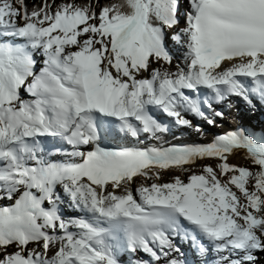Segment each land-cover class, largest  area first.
Listing matches in <instances>:
<instances>
[{"label":"snow or ice","instance_id":"1","mask_svg":"<svg viewBox=\"0 0 264 264\" xmlns=\"http://www.w3.org/2000/svg\"><path fill=\"white\" fill-rule=\"evenodd\" d=\"M188 3L173 70L179 0H0V199L13 200L0 205V264H122L123 252L187 264L176 240L213 264H256L264 139L151 141L172 124L201 132L189 114L215 126L231 97L264 103V0ZM117 129L137 145L102 146ZM237 151L249 166L228 162ZM204 159L218 163L187 167Z\"/></svg>","mask_w":264,"mask_h":264},{"label":"rangeland","instance_id":"2","mask_svg":"<svg viewBox=\"0 0 264 264\" xmlns=\"http://www.w3.org/2000/svg\"><path fill=\"white\" fill-rule=\"evenodd\" d=\"M187 9H189L188 0H179V10H178L179 24H178L177 28L169 30V38L167 40V44H168V47L171 50V53L173 55V62L171 65L173 70L175 69V64L179 61H182V50L174 45V43L172 42L170 37H171V33L173 31H178L180 28H183L185 26V13L188 11ZM177 53H178V55H177ZM155 66L157 67L158 65L154 64L153 67H155ZM146 74H147V72L143 73L142 75L146 76ZM236 99H239V98H236ZM236 99L234 98L233 100H231L230 104L235 105V107L231 106L233 109L231 111L229 110L234 115L236 120H238V119L246 120L248 122V124H251L250 121H252L254 123H259V125L261 123H264V109L262 110L260 108L252 107L253 110L255 109L254 111H252L251 106L249 108V105H247L246 103L243 104V106H241L240 102H237ZM240 101H242V100H240ZM230 104H229V106H230ZM226 106L228 107V104H226ZM227 110L228 109L226 108V111ZM224 111H225V109H224ZM245 111L249 113V114H247V117L244 116ZM217 119H218L217 121H219L221 118H217ZM222 119L226 123H229V119H227V117L225 115L223 116ZM205 124L207 125V123L204 121V125ZM200 125H202V124H200ZM189 130H192V129H187L188 132H189ZM214 130H215V128H214ZM207 131L211 132L212 130H211V128H209V129H207ZM197 140H198V143L202 142L201 138L196 139V141ZM231 159H235V160H231ZM229 160L231 161V162L228 161L229 163L236 164L239 166H249L250 165V161L245 159L243 154H234L229 158ZM217 163H218V161L215 159H204V160H198L195 165L187 166V167H190L192 171L199 174V172L202 168V165H204V164L215 165ZM171 173H172V175L179 174L176 170H173V172H171ZM166 174L167 173H165L162 181H165L166 179H168V181H169L171 179L172 175L167 176ZM188 174H190V173H188ZM186 176H187V174L182 176V179H185V181H186ZM138 181L142 182V179H137L135 184H134V187H137ZM139 184L140 183H138V185ZM12 202H13V200H9L6 198L0 199V205H8V204H11ZM66 207H68V206H66ZM186 254H188V253L186 252ZM187 257L188 258H194L195 262L205 263V262H213L214 254H209L208 256H201L198 253H194V254L188 255ZM182 258L186 260L187 264L191 263L190 260L187 259L186 257L183 256ZM161 264H163V261L161 262Z\"/></svg>","mask_w":264,"mask_h":264},{"label":"trees","instance_id":"3","mask_svg":"<svg viewBox=\"0 0 264 264\" xmlns=\"http://www.w3.org/2000/svg\"><path fill=\"white\" fill-rule=\"evenodd\" d=\"M51 2V0H49ZM56 2H60V0H56ZM101 3L105 2V0H100ZM42 3V0H26V4L29 8V10L32 9L33 6H38L39 4ZM258 260L256 264H264V252H258L256 253Z\"/></svg>","mask_w":264,"mask_h":264},{"label":"bare ground","instance_id":"4","mask_svg":"<svg viewBox=\"0 0 264 264\" xmlns=\"http://www.w3.org/2000/svg\"><path fill=\"white\" fill-rule=\"evenodd\" d=\"M187 10H188V9H187ZM177 55H178V53H177ZM176 57H177V56H176ZM231 100H232V99H230V101H231ZM232 109H233V108L231 107V110H232ZM238 120H240V119H238ZM206 127L208 128V125H207ZM248 134H250V135L253 137V134H254V133H253L252 131H249ZM203 143H204V142H201V144H203ZM198 144H199V143H198ZM235 154H243V152H242V151H237ZM231 156H232V155H231ZM231 156H230V157H231ZM230 157H229V158H230ZM231 160H235V159H231ZM229 161H230V160H229ZM230 162H231V161H230ZM166 175H167V174H166ZM169 175L171 176L172 173H168V176H169ZM138 183H142V182H139V181H138V182H137V186L140 185V184L138 185ZM133 187H134V185H133ZM66 206H67V202H66V200H65L63 208L68 209V208H66ZM69 211L72 212V209H70ZM187 253H188V254H186V256H188V255H190V254H194V253H196V252H195V250L191 249V250H189Z\"/></svg>","mask_w":264,"mask_h":264}]
</instances>
